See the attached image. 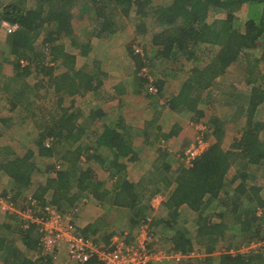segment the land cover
Segmentation results:
<instances>
[{
  "label": "trees",
  "instance_id": "16d2710c",
  "mask_svg": "<svg viewBox=\"0 0 264 264\" xmlns=\"http://www.w3.org/2000/svg\"><path fill=\"white\" fill-rule=\"evenodd\" d=\"M151 2L11 0L4 4L0 11V24L8 21L19 27L8 35V44L15 58L11 62L13 75L3 72V61L0 60V92L7 93L14 111L21 108L20 113L32 119L37 117L36 112L40 108L32 95L36 96L42 89H48V95L53 93V101L51 107L41 106L45 115L42 116L44 128L36 140L38 151L31 149L25 155H19L11 146L0 145V171L13 179L17 191L30 188L34 183V175L41 170L35 159L36 154L54 156L55 149L60 145L65 151L60 158L64 166L57 170L55 177L50 176L44 184L39 185L35 194L40 199L43 200L44 195L53 188L52 202L58 208L65 205L63 201L67 203L66 211L76 208L77 200L80 199L77 198V192L91 189L80 187L81 183H85L88 178L91 182L95 179V172L81 165L80 158L84 156L87 163L96 161L105 165L109 174L115 176L114 203L126 206L134 213L129 215V226L136 228L149 215L151 196L144 191L146 188L141 189L140 185L127 178L125 165L119 162L121 158H132V138L128 134L133 133V129L126 126L117 131L112 124L104 123L102 133L95 141L96 150L93 149L92 153V145H83L80 140L93 123L84 121L77 125L83 111L75 109L74 100L65 107L64 100L76 94L85 95L101 85L100 71H89L92 65L96 70L97 64L93 61L92 65L86 63L78 68V54L67 47L80 48V54L84 56L90 49V44L83 42L75 33L72 10L78 7L80 11L84 7L89 12L93 11L94 34L98 36L115 32L117 16L129 20L135 13L144 18L151 10L153 18L161 27L153 35V45L158 51L155 56L164 58L167 65L181 62L190 65V69L185 71L178 94L168 103L170 108L182 114H192L194 122L200 121L206 115L201 106L206 101L205 94L215 92L214 85L229 74L234 83L230 84L232 90L227 92V98L231 99L227 102L235 106V119H245L240 136L234 139L230 149L225 150L222 144L227 134L228 120L224 116L211 115L204 138L213 136L216 141L195 159L192 166L181 167L174 180L170 181L164 174L161 178H154V186H157L152 194L169 190L173 181L176 187L160 204L159 216L152 225L162 224L164 230L169 232L180 220V207L187 204L196 213L195 234L187 227H176L177 230L172 235L168 233L166 238L175 250L183 252L192 250L196 240L206 256L184 259L178 264H263L264 245L246 253L222 252L214 255V252L219 247L231 250L253 242H264V175L253 180L249 171L252 165L262 168L264 162V122L257 118L264 104V0H172L169 4L150 9ZM244 6H248V9L245 19L241 20L237 12ZM133 50L134 54H140L136 48ZM136 58L140 86L146 85L149 93L152 82L159 93L160 83H157L155 75L152 74V80L139 75L147 65V59L141 56ZM22 60L28 64L23 66ZM61 67L65 70L57 73ZM239 83L251 86L250 90L240 91ZM11 120L6 118L1 123L7 126ZM118 120L122 121L121 115ZM2 132L0 127V137ZM49 137L53 139V144L47 147L45 141ZM104 147L111 153L107 159L101 152ZM234 164L237 170L229 177ZM50 167H47V171ZM113 168L116 171L112 172ZM163 170L169 172V168ZM42 200V205L46 204ZM259 209L261 214L258 213ZM62 211L66 212L63 207ZM21 228L19 231L24 246L32 251L39 249L38 258L24 255L14 245L8 249L10 251L6 253L3 264H52L51 257L40 255L41 233L38 227L31 225ZM96 232V226H88L85 230L86 235L97 236ZM9 244L13 245L14 242L10 239V243H7L5 238H0V248Z\"/></svg>",
  "mask_w": 264,
  "mask_h": 264
},
{
  "label": "crops",
  "instance_id": "0c3cea01",
  "mask_svg": "<svg viewBox=\"0 0 264 264\" xmlns=\"http://www.w3.org/2000/svg\"><path fill=\"white\" fill-rule=\"evenodd\" d=\"M8 2L0 0V11L2 10V7L4 6V4ZM170 2L163 3V4L161 3V5H166V4H169ZM161 5H158V6H161ZM72 11L74 13V19H73L74 30L75 29L77 30L78 28L80 30L81 28L85 27L86 24L79 26L78 23H75L76 14L79 12L78 7H75ZM126 20H128V18L117 16V23H115V26H114L115 32L111 35H107V34H103L102 36L95 35L94 29H93V35L96 38H99V39L103 38L107 41L113 38L114 39L117 38L121 44H123L122 42L124 41L128 43V39H127L128 37L122 36L118 38V34L120 33L121 24L125 23ZM3 22L0 24V35L4 33L6 38L3 43H0V46H3V45L7 46L6 47L7 55L5 53L4 59H2L3 72L5 73L4 62L9 61L11 63L15 59L14 55L11 53V48L9 47V44H8V35L9 34L11 35L14 31L8 32L7 30H5L3 27ZM89 26L90 25L88 24V27ZM147 30H148L147 26L145 25L144 22L133 23L132 29L130 30V35H131L129 37L130 42L138 40ZM158 30H155L154 34ZM153 35L150 40L151 41L150 50L147 51V53H145V51L143 50V53L141 55L140 54H137V55L143 57L144 59H147L146 64L149 66L151 65L150 73L152 72L151 74L155 75L157 83H160L158 84L160 88V91L158 94L150 95L147 92L146 85L145 87L140 86L141 83H139L137 79L138 72L136 69V61H137L136 57L138 56L134 54V51L132 49L130 51L128 50L123 51L125 50V47H121L122 49L121 51L120 50L118 51L117 49H109V50H112V52H115L112 54L109 53L110 54L109 58H111V55H113L112 56L113 58L110 59L109 65H108L109 61L105 64L104 62L99 61V59H93V61L97 64V69L95 70V66L92 65L89 68V71L91 72L100 71L99 73L101 77L100 78L101 85L97 87L94 91L88 92L85 95L83 94H76V95H79V97H84L83 102L89 103V106H90L88 110L80 109L81 111H83L84 114L77 121V125H79L81 122L86 121L87 117H89L87 122L89 124L93 123V125H91V127L88 128L83 133L81 140H80V142L83 145L85 143L92 145L91 152L93 151V149L94 151L96 150L95 148L96 145L91 140L93 138H95L96 140V138L102 133V128H103L104 123L112 124V126L115 127L117 131H120L122 130V128H127V127H131L133 129V133L129 132L128 134L132 138L131 144H132L133 151H134L133 155H131L132 158L131 159L130 157L121 158L119 162L125 165V171L127 174V178L130 181H132L135 184L140 185L141 189L146 188L144 191L146 192L147 195L151 196V198H149L150 210L148 214L150 215V214H153V212L157 211L156 217L158 218L159 210H160L159 208L161 206L160 204L164 202L168 198V196L171 194V192L175 189L176 182L175 181L172 182L169 190L156 191L154 194H152L153 189L157 186V185L154 186L156 179L163 177L162 174H164L169 178L170 181H172L175 179V175H177V172L179 171V169H181V167H189L186 164L185 154H184V157H182L183 162H185L184 163L185 165L181 166L179 164V167L178 166L175 167L171 163L173 162V156L174 155L179 156V154L177 153L178 151L176 149L172 151L169 145L173 144V142L174 143L178 142V139H180L181 137H183V140H184L188 136H186L185 130L182 127V126L186 127V125H183V122H182L183 119H181L183 118L182 116L186 114H182L180 112H176L172 110L168 103L173 96L178 94L181 82L184 81V78L186 75L185 71L189 69L188 66L190 65L185 64L184 62H181V64L178 63L175 65L174 64L167 65V63L165 62L166 60H164V58L156 57L155 55L158 51L153 45ZM83 42L90 44V49L87 55H90L91 51L96 50V48L92 46L94 40H91V38L86 39ZM106 50L107 48L104 49V52ZM134 64H135V71H133V68H132ZM11 65H12V69H10V73H5V74L13 75L14 73L13 64L11 63ZM177 77L179 79L176 80ZM39 93L37 94L40 98ZM76 95L71 96V98L74 99L75 101V106L77 105L76 101L78 98ZM32 97H34L35 100L39 99V98H36V96L34 95H32ZM41 98H42V94H41ZM44 104L46 108L51 107L50 106L51 103H49V101L48 103H44ZM39 112L40 110L38 111V113ZM41 114H44V112L42 111ZM91 114L94 118L92 122H91V119L93 118ZM119 115H121L122 121L118 120ZM9 116L10 117L8 118L12 119L10 123H13L14 121H16V119H14L11 114ZM27 117L28 116L25 115L26 119L28 120L32 119V118H27ZM2 121H4V119L1 117L0 122ZM170 133H173V135H170ZM224 149L228 150L225 147ZM101 152H103V157L104 158L106 157V159L111 154L109 152V149L106 147L101 149ZM64 153L65 151H63L62 154ZM181 156H183V154ZM80 160H81V165L83 166L84 169L87 167H90L92 171L95 172V179L93 180V182H91L90 179L88 178L85 183L83 184L81 183V186L78 185L82 188L88 187L91 189L88 190L87 192H85L84 190L80 191L79 193L77 192L78 194L77 198L79 197L80 199L77 200V205L75 206L78 207L83 202L88 203L91 200L94 201L96 204L97 203L107 204L110 201V204L112 203V207L110 209L112 208L113 210L118 209L119 212L121 213L125 212L126 214L125 223L127 225L126 227L120 226L119 228L122 230L125 229V231L135 230L136 228L134 227L132 228L131 226H129L130 225L129 215L132 216L134 214L133 211H131L126 206H118L114 203V195H115L114 186L117 183V181L116 183L114 182L115 176L113 175L111 176L109 174L105 165L99 164L96 161H89L90 163L89 162L87 163V161L84 160L83 156H81ZM53 165L55 166V168H57L56 163ZM53 165H50V166L53 167ZM164 168H169V172L168 173L165 172L163 170ZM114 171H116V169L113 168L112 172ZM249 171L251 174H253L251 175L252 177L256 175L259 178H263L264 162L262 165V171L260 175H257L255 172L253 173V168H251ZM0 175L7 180V183H10V189L12 191L14 190L13 192L15 193L16 197L27 195V194H33L41 202L42 199H40L35 194V192L38 191L40 184H44L43 181L42 183L39 182L37 185L34 183L36 188L34 187V185H32L30 188H27L25 190L23 189V191L19 192V190L17 191L15 189V184L11 177L9 176L6 177L5 176L6 174L2 173L1 171H0ZM48 177L50 176L48 175L46 177V180ZM75 186H77V184ZM33 187H34V190L32 191ZM50 196L51 198L48 199V197ZM52 197H53V188H51L48 191V193L44 195V199L42 201H44L45 203L48 201L53 203ZM64 204L67 205V203L63 201V205ZM65 205L61 206V209L60 208L59 209L62 211V207H63V210L65 208V211H66ZM187 213L195 214V212L189 207V205L184 204L182 207H180V215L182 217V215L187 214ZM3 214L7 215V220L10 219L11 221H13L15 225H7L8 226L7 228H10V235L8 234V232L3 233L4 229L2 230V228H0V238L2 237L5 238L7 243H10V239H11L12 242H14V244L13 245L9 244L7 246H4V247L2 246L0 248V264H3L6 253L10 251L8 249H11V247H13L14 245L16 248L21 250L24 253V255H28L32 259L38 258L39 249H36L33 251L29 250L28 248L24 246V243L22 242L19 229L20 227H22L21 228L22 230L25 227L23 226L20 218L16 214H12V213L10 214L3 213ZM89 216L90 215H86L85 213H82L78 217L79 220H77V222L74 220L77 223L76 225L78 227V230L82 234L86 235L85 230L87 229L88 226H96L97 236H92V235H87V236H92L95 239L97 238V240L100 241L102 244L108 245V247H110L111 241L113 240V237L117 235L116 232L118 231L117 228L113 227L112 225L113 223L110 221V217L107 215H103V214L97 215L95 218H92L91 216L90 217ZM180 221H181V218L180 220H178V223L173 225L175 226V228H172L171 230H169V232H167L166 234L167 236H168V233L172 235V232L177 230L176 227H179V228L186 227V225H181L179 223ZM0 224L4 225L6 223L2 222ZM14 226H17L16 231L19 232V234H16L15 230L12 229ZM11 234H14L15 236H11ZM106 236H107V240H106ZM127 239L128 241H131L133 237L131 238L130 236ZM171 246L174 247L172 244ZM51 261H52V264H63L64 262H65L64 264H68V263L71 264L72 262H75V261H71L65 255L64 252H61V254L59 255V258L56 260H53L51 258ZM165 262H155L152 264H165ZM74 264H96V263H74Z\"/></svg>",
  "mask_w": 264,
  "mask_h": 264
},
{
  "label": "rangeland",
  "instance_id": "374dc122",
  "mask_svg": "<svg viewBox=\"0 0 264 264\" xmlns=\"http://www.w3.org/2000/svg\"><path fill=\"white\" fill-rule=\"evenodd\" d=\"M3 1L8 2L9 0H3ZM170 1H172V0H152L150 9L158 7V5H161V3L162 4L168 3ZM247 9H248V6H244L239 12H237V15H239L241 20L245 19V16H246L245 14L247 12ZM152 12L150 10L149 15L144 17V18H140L135 13H133V16L131 18L132 20L131 19L126 20L125 23L121 24L120 33L118 34V38H120L122 36L128 37L127 38L128 43L124 41V42H122L123 44H121L117 38H115V39L113 38V39H110L109 41H107L103 38L99 39V38L94 37L93 29H94L95 22L93 21V18L95 17V15H94L93 11L89 12L86 8L83 7L76 14L75 23H78L79 26H82L83 24H86V25H85V27L81 28L80 30H79V28L77 30L75 29V31L80 36L81 40H83V41H85L86 39H90V38H91V40H94L92 46H94V48H96V50L91 51L90 55L84 56V55L80 54L81 53L80 48H72L70 46H67L69 50L71 49L74 53L78 54L76 65L78 67H83V65H86V63H88L89 65H92L93 59H99V61H102L105 64L109 61V63H108V65H109L110 59L113 58L112 57L113 55H111V58H109V56H110V54L115 53L109 49H117L118 51L119 50L121 51L122 50L121 47H125V50H123V51H126V50L130 51L131 49L133 50L135 48L136 49L138 48V49L144 50L145 53H147V51H149L151 48V44H150L151 41L150 40L152 38V35L154 34V31L158 30V29L161 30V27L156 23L155 19L153 18ZM141 22L145 23V25L147 26V29L149 31L147 30V32H145L138 40L130 42V40H129V37L131 36L130 30L132 29L133 23H141ZM88 24L90 25L89 27H88ZM80 32H82V33H80ZM5 38H6L5 34L2 33V35H0V43H3ZM65 41L68 43L69 40L66 39ZM0 47H1L0 48V56H1L0 60H2V59H4V54L6 53V55H7V51H6L7 46L3 45ZM106 48H107V50L104 52V49H106ZM107 51H108V53H107ZM130 63H131V61H130ZM150 66L148 65L149 68H151ZM188 67L190 69V66H188ZM132 68H133V71H135V64L132 66ZM10 69H12L11 63L9 61L4 62L5 73H10ZM64 70H65V68L61 67L60 70L57 71V73H60ZM139 75H140V73H139ZM32 76L29 78L31 79ZM177 79H179V78L177 77L176 80ZM231 83H234V82H233L231 76L229 74H227L224 77H222L221 81H219L218 84L214 85L213 90L215 92H212L211 94H209V93L205 94L206 101H203L201 106L205 110L206 115L204 117H202V119H200V121L194 122L191 119L192 114H186V115L182 116L183 118H181V119H183L182 120L183 125H186V127H184V126H182V127L184 128L186 136H188V137L184 140H183V137H181L180 139H178V142H176V143L173 142V144L169 145V147H170V149H172V151L176 149L178 151L177 153L179 154V156H177V155L173 156V162H171L173 166L179 167V164L181 166L185 165L184 164L185 162H183L182 157H184L186 150L197 139V137L199 135H202L204 138L206 129H209L208 127L210 125L209 121H210L211 115L220 116V117L224 116L228 120L227 134H226L224 142H223V146L226 149H229L231 147L234 139L240 136V128L242 127V124L245 121V119L244 118H240V119L236 118L235 119L233 116L235 106L233 105V103L227 102V100H231L230 98H227V92L232 90V86H230ZM250 87L251 86L247 85L246 83H242V84L239 83L238 89L240 91L246 92V91L250 90ZM48 92H49L48 89L47 90L42 89L41 92L39 93L40 98L38 95H36V98H39L37 101H38V105H40V108H38L40 110V112L38 113V111H39L38 110L36 112L37 117L35 119H29V120L26 119L24 117V115L20 113L22 110L21 108H18L15 111L13 109H11V104H10V101L8 99L7 93L5 91L0 92V118L2 117L3 119H6V118L10 117L9 115L11 114L13 116V118L16 119V121H14L13 123L9 122V124L7 126H5L3 123L0 122V127L3 131L2 136L0 137V145L11 146L19 155H25L31 149L36 151V152L38 151V146L36 144V140H37V137L39 135V132L44 128L42 126L43 122H44V119H43L44 117H42V116L45 115V113L41 114V112H42L41 106L45 107L44 103H48V101H49V103H51L53 101V98H52L53 93L48 95L47 94ZM41 94H42V98H41ZM76 96L78 98L76 101L77 105L75 106L76 107L75 109L88 110L90 108V106H89V103L83 102L84 97H79V95H76ZM72 100H74V99H72L71 97H66V99L64 100L65 107H67V105H70L72 103L71 102ZM86 101H87V99H86ZM225 115H228V116H225ZM257 118L264 122V104L259 109V112L257 114ZM86 121H87V119H86ZM262 132L264 133V130ZM204 139L207 141L208 144H212L215 141L213 136H210L208 139H206V138H204ZM91 141L93 143H95L96 140H95V138H93ZM174 144H175V146H174ZM58 149H59V151H58ZM63 151H64V147L58 145L54 151V156L43 157V156H39L38 154H36L35 159H37V163H38L39 167L41 168L40 172L38 174L34 175V183L36 185L39 182L42 183V181L45 183L46 177L48 175L51 177L56 176V172H57L58 168L50 167V170L47 171V167L50 165H53L55 163L59 164L60 158H62L61 154L63 153ZM180 151H181V153H180ZM172 154H174V153H172ZM182 154H183V156H181ZM61 166H64V163H62ZM251 168H253V173L255 172L257 175L261 174L262 168H260L258 165H252ZM236 170H237V166H236V164H234V166L229 171V177H232L234 175V173L236 172ZM251 175H253V174H251ZM5 176L7 177L8 175H5ZM256 177H258V176L255 175L254 177H252V179L254 180V178H256ZM238 182L239 181H237V183ZM34 183H33V185L36 188ZM34 187L32 188V191L34 190ZM9 191L13 192L14 190L12 191L10 189V183H7V180L0 175V192L7 193ZM50 198H51V196L48 197V199H50ZM111 207H112V203L110 204V201L107 204H103V203H97L96 204L94 201L91 200L88 203L83 202L82 204H80L77 207V211L73 212L72 216H73L74 220L77 222V220H79L78 217L82 213H85L86 215H90L92 218H95L97 215H100V214L107 215L110 217V221L113 223L112 224L113 227L117 228V230H118L116 232V234L117 235L122 234L125 231V229L122 230L119 227L120 226L126 227V225H127L125 223L126 222L125 221L126 220L125 219L126 214H125V212H122V213L119 212L118 209H114V210H113V208L110 209ZM108 209H110V210H108ZM71 211H73V210H71ZM156 212L157 211L153 212V214L148 215V216L152 217L153 221H155L154 219H156ZM180 218H181V221L179 223L181 225H186V227L189 229V231H191V233L194 235L195 230H196V225H194L196 213L195 214L187 213V214L182 215V217H180ZM186 219H188V220H186ZM215 219L218 220L219 218L215 217ZM153 221H152V223H153ZM2 222L6 223L4 225L0 224V228H2V230L4 229L3 233L8 232V234L10 235V228H7L8 227L7 225H15V224L10 219L7 220V215H4L0 211V223H2ZM78 225H80V224H78ZM16 227L17 226H14L12 229L15 230L16 234H19L16 231V229H17ZM154 230H155L156 235L159 237V239H161V241H159V245L164 249H170L172 247L171 246L172 243L166 238L167 232L164 230L163 225L162 224H155ZM135 232H136V229L129 231L128 237H130V236H131V238L133 237V239H131V241L134 240L133 235H135ZM231 234H232V232H230V235ZM11 236H15V235L11 234ZM195 242L196 243H195L194 247H196L200 251L201 257H199V258H204L206 256V253L204 251H202V248L200 247V243H197L196 240H195ZM224 250H227V249L225 247H219L214 252V255H219V253L223 252ZM167 262H171L174 264L179 263V262L176 263V262H172V261H167ZM72 263L74 264L77 262H72ZM68 264H70V263H68Z\"/></svg>",
  "mask_w": 264,
  "mask_h": 264
},
{
  "label": "built area",
  "instance_id": "2783aa9c",
  "mask_svg": "<svg viewBox=\"0 0 264 264\" xmlns=\"http://www.w3.org/2000/svg\"><path fill=\"white\" fill-rule=\"evenodd\" d=\"M3 27L8 32L18 29V24L3 22ZM140 54L142 49H136ZM22 65L28 64L26 60L21 61ZM141 75L150 80L153 76L150 68L146 65L142 68ZM150 94H157L158 88L150 82L148 88ZM53 144L52 138H47L45 145L50 147ZM210 144L199 135L185 152L187 166H192L195 159L204 153ZM84 160L85 157L83 156ZM62 163L57 164L58 169ZM9 191L0 192V210L5 214H16L25 228L37 225L41 233L40 255L51 257L53 260L59 258L61 252L77 263L96 264H152L155 262H181L184 259L199 258L200 251L193 247L192 250L183 252L175 250L174 247L164 249L159 245V237L156 235L152 225V217L146 216L136 227L134 240L128 241L129 231L121 235H115L111 241V246L102 244L92 236L82 234L74 221L73 212H63L50 201L43 204L33 195L27 194L17 196ZM85 201V200H84ZM258 213L262 211L259 209ZM264 242H253L244 245L240 249L224 250L223 252L246 253L256 251L263 247ZM222 253V252H221ZM219 253V254H221Z\"/></svg>",
  "mask_w": 264,
  "mask_h": 264
}]
</instances>
